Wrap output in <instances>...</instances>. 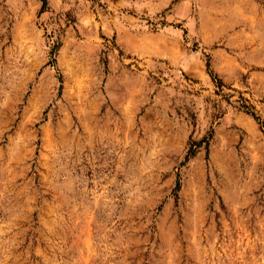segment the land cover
<instances>
[{"label": "rangeland", "instance_id": "1", "mask_svg": "<svg viewBox=\"0 0 264 264\" xmlns=\"http://www.w3.org/2000/svg\"><path fill=\"white\" fill-rule=\"evenodd\" d=\"M40 1L0 0V264H264V92L221 42L159 36L203 0Z\"/></svg>", "mask_w": 264, "mask_h": 264}, {"label": "crops", "instance_id": "2", "mask_svg": "<svg viewBox=\"0 0 264 264\" xmlns=\"http://www.w3.org/2000/svg\"><path fill=\"white\" fill-rule=\"evenodd\" d=\"M123 2L122 5H130L133 0H114L115 3ZM209 1V2H208ZM202 7L198 9L195 17H189L185 21V25L181 27L164 28L159 32V36L172 43L184 42V35L188 32L192 36L202 40H211L212 42H221L224 49L219 47L215 52L216 61L230 62L239 64V76L246 83L252 80L253 85L260 93L264 92V14L261 10L260 0H203ZM36 8L42 7L40 0L33 2ZM58 4V0H50V5ZM184 10L177 14L179 16H187L189 5L184 2ZM37 9V10H38ZM43 12L46 9L42 8ZM42 12V11H41ZM192 19V20H191ZM191 20V24L188 22ZM130 32V31H129ZM133 35L122 34L121 41L129 40V46L135 45V40L146 41L149 37L145 31L132 33ZM129 36V37H128ZM223 50V51H222ZM238 52V53H237ZM237 70V69H236ZM227 73V72H226ZM229 73V72H228ZM105 89L102 93H106L110 98L104 96L101 106H126L129 99L130 90L133 83L130 78L126 79L122 75L107 76ZM113 97V98H112ZM197 106H211L204 96L196 99ZM212 106H222L217 103ZM223 106H229L224 104ZM224 124H238L244 131L243 147L252 150L253 146L261 141L255 119L246 114V116L237 115V113L225 110L222 114Z\"/></svg>", "mask_w": 264, "mask_h": 264}, {"label": "trees", "instance_id": "3", "mask_svg": "<svg viewBox=\"0 0 264 264\" xmlns=\"http://www.w3.org/2000/svg\"><path fill=\"white\" fill-rule=\"evenodd\" d=\"M44 4H45V1H43V3H42V7H44Z\"/></svg>", "mask_w": 264, "mask_h": 264}]
</instances>
